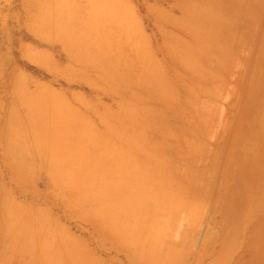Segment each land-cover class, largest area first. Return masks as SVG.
<instances>
[{"label":"rangeland","instance_id":"374dc122","mask_svg":"<svg viewBox=\"0 0 264 264\" xmlns=\"http://www.w3.org/2000/svg\"><path fill=\"white\" fill-rule=\"evenodd\" d=\"M137 2L141 7L144 0ZM256 3H248L240 15L230 0H216V24L201 25L199 17L189 16L185 30H157L142 16L146 32H138L131 18L125 38L140 46L126 49L124 64L118 63L115 47L100 48L102 71L96 76L101 72L105 94L87 90L94 119L139 121V139L127 138L118 152L125 157L140 152L133 165L156 169L158 192L188 191L190 207L203 203L201 217L216 218V225L205 224L203 237L191 223L196 211L179 213L194 255L200 244L206 250L219 217L229 215L230 201L243 197L246 175L264 153V14H258ZM68 6L67 0H0V164L14 146L12 136L36 135L37 126L51 120L41 95L46 88H84L46 73L36 59L64 61L60 40L84 45L86 57L93 59V39H116L105 31L95 38L92 28L100 16L75 14ZM42 23L48 27L38 26ZM181 23L173 17L169 25ZM146 39L152 42L145 45ZM117 104L118 112L111 108ZM180 179L183 184L187 179V187L179 186ZM103 256L104 263H121L115 254Z\"/></svg>","mask_w":264,"mask_h":264},{"label":"crops","instance_id":"0c3cea01","mask_svg":"<svg viewBox=\"0 0 264 264\" xmlns=\"http://www.w3.org/2000/svg\"><path fill=\"white\" fill-rule=\"evenodd\" d=\"M67 1L75 14L100 16L92 28L95 38L105 31L114 32L116 39H93L91 51L97 54L93 59L86 57L84 45L60 40L64 61L55 56L36 61L65 84L84 88H46L41 95L51 120L37 126L36 135L11 137L14 146L0 164V264H108L102 257L110 253L121 261L114 264H264V153L252 174L246 175L243 197L230 201L229 215L219 217V228L216 232L214 226L206 250L200 244L194 255L179 213L196 211L191 223L202 229L203 237L205 224L216 225V218L210 222L201 217L203 203L196 210L190 207L188 191L158 192L155 168L124 164L140 158V152L125 158L118 152L120 145L124 151L127 138L139 139V121L94 119L87 94L88 89L105 94L101 72L96 76L102 71L100 48L115 47L118 63L124 64L126 49L140 46V41L125 38L131 18L138 32H146L142 16L149 17L157 30L160 26L185 30L189 16L199 17L201 25L208 20L216 24V0H144L141 7L137 0ZM230 1L234 14L240 15L253 4ZM256 6L261 9L258 14H264V0ZM62 9L67 10L66 4ZM173 17L181 19L180 28L169 25ZM149 42L146 39L145 45ZM111 108L120 110L119 104ZM179 186L187 187V179L184 184L180 179ZM82 257L84 263H78Z\"/></svg>","mask_w":264,"mask_h":264},{"label":"bare ground","instance_id":"6f19581e","mask_svg":"<svg viewBox=\"0 0 264 264\" xmlns=\"http://www.w3.org/2000/svg\"><path fill=\"white\" fill-rule=\"evenodd\" d=\"M128 8H130V6H128ZM131 10H132V9H131ZM47 19H48V17H47ZM49 19H50V18H49ZM49 19H48V20H49ZM32 24H33V23H32ZM38 26H42V27H43L44 24H43V23H42L41 25L38 24ZM32 27H33V25H32ZM47 27H48V26H44V28H42V29H45V28H47ZM39 28H40V27H39ZM32 30H33V29H32ZM36 34H37V33H36ZM28 56H32V55L30 54V55H28ZM42 59H43V58H42ZM42 59H41V61H42ZM34 60H35V59H34ZM36 60H37V62H39L38 59H36ZM124 153H125V152H124ZM126 154H127V153H126ZM124 155H125V154H124ZM124 155H123V156H124ZM126 156H127V155H126ZM118 157H119V156H117V159H118ZM138 157H139V156H138ZM124 158H125V156H124ZM113 159L116 160V157L113 158ZM120 159H121V158L119 157V160H120ZM135 159H138V158H135ZM139 159H140V158H139ZM119 160H117V161H119ZM140 160H141V159H140ZM106 161H108V160H106ZM120 162H121V161H120ZM128 162H129V160H128ZM110 163H111V162H110ZM131 163L133 164L134 162L131 161ZM141 163H142V162H141ZM147 163H148V162H147ZM121 164H122V163H121ZM124 164H125V162H124ZM127 164H128V163H127ZM129 164H130V163H129ZM137 164H139V163H137ZM113 165H114V164H113ZM118 165H120L119 162H118ZM130 165H131V164H130ZM142 165H143V164H142ZM145 165H146V164H145ZM104 166H110V164H109V165H104ZM111 166H112V163H111ZM115 166H116V165H115ZM120 166H122V165H120ZM123 166H125V165H123ZM140 166H141V164H140ZM146 166H147V165H146ZM155 166H156V165H155ZM142 167H143V166H142ZM157 167H158V166H157ZM117 168H118V167H117ZM134 168H135V167H134ZM134 168H133V169H134ZM133 169H132V171H133ZM141 169H142V168H141ZM148 169H149V168H148ZM151 169H152V168H151ZM108 170L110 171L111 169H108ZM125 170H126V169H125ZM144 170L148 171L147 169H144ZM159 170H160V168H159ZM161 170H164V169L162 168ZM146 171H145L144 173H146ZM105 172H106V171H105ZM114 172H115V171H112V173H114ZM129 172H130V171H128V173H129ZM160 172H161V171H160ZM130 173H132V172H130ZM141 173H143V172H141ZM162 173H163V171H162ZM106 174H107V173H106ZM110 174H111V173H110ZM123 174H124V173H123ZM125 174H126V173H125ZM139 174H140V172H139ZM164 174H165V173H163V175H164ZM163 175H161V176H163ZM107 176H108V175H107ZM112 176H113V174L110 175V178H112ZM151 176H152V175H151ZM151 176H150V179L152 180ZM156 176H157V175H156ZM159 176H160V175H159ZM159 176H158V177H159ZM161 176H160V177H161ZM164 176H165V175H164ZM106 178H107V177H106ZM108 178H109V177H108ZM125 178H126V176H125ZM155 178H157V177H155ZM155 178H154V179H155ZM166 178H168V175H167ZM146 179L150 180V179H149V176H148V178H146ZM143 180H144V179H143ZM106 182H107V181H106ZM107 183H108V182H107ZM143 183H145V182H143ZM148 183H149V182H148ZM111 184H112V183H111ZM111 184H110V186H111ZM145 184H146V183H145ZM113 186H114V185H113ZM165 202H166V201H165ZM168 203H169V202H168Z\"/></svg>","mask_w":264,"mask_h":264}]
</instances>
